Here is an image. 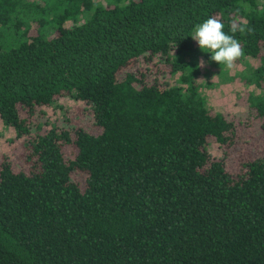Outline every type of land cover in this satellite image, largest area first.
<instances>
[{
  "label": "trees",
  "instance_id": "obj_1",
  "mask_svg": "<svg viewBox=\"0 0 264 264\" xmlns=\"http://www.w3.org/2000/svg\"><path fill=\"white\" fill-rule=\"evenodd\" d=\"M104 1L0 0V119L26 169L0 163V264H264V153L241 177L211 158L234 124L201 91L198 57L227 68L190 37L211 17L246 28L236 62L256 66L236 75L264 120V0ZM153 57L174 83L120 78ZM61 96L91 107L96 133L30 122Z\"/></svg>",
  "mask_w": 264,
  "mask_h": 264
},
{
  "label": "rangeland",
  "instance_id": "obj_2",
  "mask_svg": "<svg viewBox=\"0 0 264 264\" xmlns=\"http://www.w3.org/2000/svg\"><path fill=\"white\" fill-rule=\"evenodd\" d=\"M97 1L105 3L104 0ZM71 25L70 22L65 24L66 27ZM30 34H35V29L31 28ZM201 61L204 62V66L199 67L200 74L197 77L201 91L206 95L208 104L216 111L222 112L225 118L234 124V134L226 148L222 149L212 140L207 146V151L213 159L225 157L226 168L233 177L244 176L246 172L244 164L256 161L264 153V120L258 118L247 103L248 92H251L253 87H247L236 72L245 68V62H249L252 67H255L256 63L251 59L236 62L234 68L227 69L225 75H222H227V78H223L220 71L211 67L202 56L198 57V66ZM125 71L136 75L144 73L147 81L156 79L169 84L174 83L180 75H172L170 66L164 64L158 57H153L151 62L144 58L136 60L120 72V78L124 76ZM30 122H39L43 131L54 125L59 130L82 129L90 133L97 132L91 107L67 96L58 97L48 106L35 108ZM30 130L32 133L34 129ZM23 141L24 138H16L14 130L5 127L0 119V163L6 161L14 171H26L22 158ZM63 152L71 159L76 153V148L73 145L64 146ZM85 178L82 173L71 174V179L81 188L84 186Z\"/></svg>",
  "mask_w": 264,
  "mask_h": 264
},
{
  "label": "clouds",
  "instance_id": "obj_3",
  "mask_svg": "<svg viewBox=\"0 0 264 264\" xmlns=\"http://www.w3.org/2000/svg\"><path fill=\"white\" fill-rule=\"evenodd\" d=\"M224 28L225 25L219 19L211 17L196 24L190 37L203 52L210 53L212 61L230 70L234 68L236 61L244 56L241 43L234 34L237 31L243 33L246 28L235 21L230 26L233 35L226 34ZM247 31L251 33L253 30L247 29ZM203 66L204 62L201 61L199 67Z\"/></svg>",
  "mask_w": 264,
  "mask_h": 264
}]
</instances>
